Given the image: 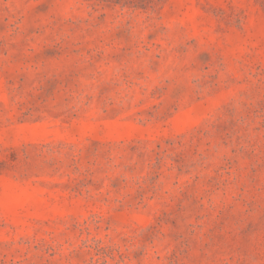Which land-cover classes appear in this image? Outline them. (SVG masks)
<instances>
[{"label": "rangeland", "instance_id": "374dc122", "mask_svg": "<svg viewBox=\"0 0 264 264\" xmlns=\"http://www.w3.org/2000/svg\"><path fill=\"white\" fill-rule=\"evenodd\" d=\"M0 264H264V0H0Z\"/></svg>", "mask_w": 264, "mask_h": 264}]
</instances>
